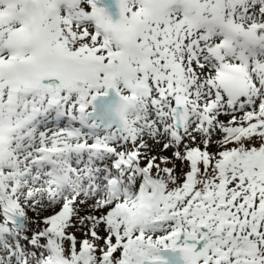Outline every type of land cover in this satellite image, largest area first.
<instances>
[{
	"label": "snow or ice",
	"instance_id": "snow-or-ice-1",
	"mask_svg": "<svg viewBox=\"0 0 264 264\" xmlns=\"http://www.w3.org/2000/svg\"><path fill=\"white\" fill-rule=\"evenodd\" d=\"M0 264H264V0H0Z\"/></svg>",
	"mask_w": 264,
	"mask_h": 264
}]
</instances>
